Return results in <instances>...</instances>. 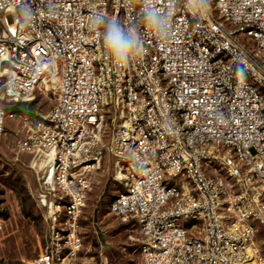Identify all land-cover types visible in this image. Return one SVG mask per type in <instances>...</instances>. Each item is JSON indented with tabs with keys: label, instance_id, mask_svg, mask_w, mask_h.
<instances>
[{
	"label": "built area",
	"instance_id": "built-area-1",
	"mask_svg": "<svg viewBox=\"0 0 264 264\" xmlns=\"http://www.w3.org/2000/svg\"><path fill=\"white\" fill-rule=\"evenodd\" d=\"M110 34L127 41L124 55ZM55 79L49 111L15 109ZM9 120L49 221L44 250L16 264L81 257L106 155L122 186L110 210L137 227L143 264H255L264 0H0V148Z\"/></svg>",
	"mask_w": 264,
	"mask_h": 264
},
{
	"label": "rangeland",
	"instance_id": "rangeland-1",
	"mask_svg": "<svg viewBox=\"0 0 264 264\" xmlns=\"http://www.w3.org/2000/svg\"><path fill=\"white\" fill-rule=\"evenodd\" d=\"M50 85L35 93L31 103L15 106L19 111H49L57 102L58 90ZM104 141L109 143L113 123L109 117ZM4 144L0 148V264L22 263L38 256L46 246L49 231L48 208L41 202L44 189L32 167L33 155L19 150L22 135L19 122L8 121ZM109 155L95 173L93 187L81 217L84 248L75 264H100L108 257L110 264H143L140 254L141 234L131 222L111 212L113 198L122 190L114 178ZM185 219L181 218L180 223ZM255 264H264V226L257 237Z\"/></svg>",
	"mask_w": 264,
	"mask_h": 264
},
{
	"label": "clouds",
	"instance_id": "clouds-1",
	"mask_svg": "<svg viewBox=\"0 0 264 264\" xmlns=\"http://www.w3.org/2000/svg\"><path fill=\"white\" fill-rule=\"evenodd\" d=\"M110 47L118 56H122L126 52L127 41L122 39L118 34H110L108 37Z\"/></svg>",
	"mask_w": 264,
	"mask_h": 264
}]
</instances>
